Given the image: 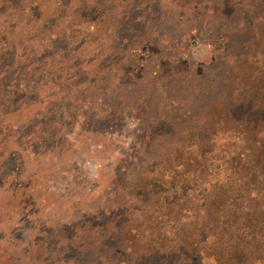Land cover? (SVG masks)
Wrapping results in <instances>:
<instances>
[{"label":"rangeland","instance_id":"1","mask_svg":"<svg viewBox=\"0 0 264 264\" xmlns=\"http://www.w3.org/2000/svg\"><path fill=\"white\" fill-rule=\"evenodd\" d=\"M0 264H264V0H0Z\"/></svg>","mask_w":264,"mask_h":264}]
</instances>
